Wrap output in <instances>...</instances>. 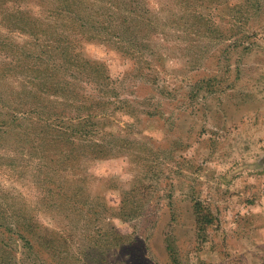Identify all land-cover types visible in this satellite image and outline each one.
<instances>
[{
  "label": "rangeland",
  "instance_id": "374dc122",
  "mask_svg": "<svg viewBox=\"0 0 264 264\" xmlns=\"http://www.w3.org/2000/svg\"><path fill=\"white\" fill-rule=\"evenodd\" d=\"M0 264H264V0H0Z\"/></svg>",
  "mask_w": 264,
  "mask_h": 264
},
{
  "label": "trees",
  "instance_id": "16d2710c",
  "mask_svg": "<svg viewBox=\"0 0 264 264\" xmlns=\"http://www.w3.org/2000/svg\"><path fill=\"white\" fill-rule=\"evenodd\" d=\"M104 86H106V88L108 89L109 88V84L108 83H106L105 81H104ZM35 86V85H34ZM45 87V89L46 90H48V89H52V88H58L59 86H60V84H55L54 82H50V83H47V84H45L44 85ZM104 99H106V100H108V98H104ZM105 111L106 110H104V109H101V111H100V117L102 118V117H104V113H105ZM88 119L89 118H92L93 117V114L92 115H88V116H86ZM48 122V121H47ZM51 124V123H50ZM46 127L48 128V127H50V125L49 124H47L46 123ZM91 128H89V129H85V130H81V134H83L84 136L86 135V134H90V133H96V131L97 130H92V132H91V130H90ZM90 130V131H89ZM58 139H60V138H55V140H58ZM39 140H42V138L41 137H39ZM51 141H53V140H51ZM74 144V143H73ZM78 145H80V144H78ZM100 152H102V151H100ZM64 154V153H63Z\"/></svg>",
  "mask_w": 264,
  "mask_h": 264
}]
</instances>
